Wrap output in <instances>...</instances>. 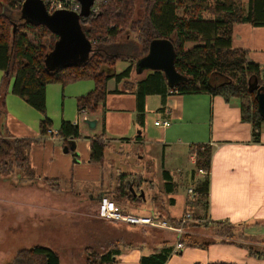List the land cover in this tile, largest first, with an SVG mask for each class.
<instances>
[{
	"label": "crops",
	"instance_id": "1",
	"mask_svg": "<svg viewBox=\"0 0 264 264\" xmlns=\"http://www.w3.org/2000/svg\"><path fill=\"white\" fill-rule=\"evenodd\" d=\"M231 44L234 49L246 51L247 59L259 66L264 79V27L234 24ZM134 73L143 76L132 80L131 73L128 79L119 83L110 80L103 106L92 114L77 112V116L71 118L69 122L78 126L80 134L79 139L68 142V145L70 142L75 144L73 151L64 152V148L70 146H65V141L52 131L44 140L31 145L28 158L35 176L59 183L60 192L55 195L65 197L59 200L61 213L88 216L89 207L97 205L100 197L106 196L114 199L117 207L124 211L129 205H147L153 213L146 216L161 214L163 218L168 216L174 220L189 212L193 221L188 223L229 222L233 226L247 227L249 236L263 237L264 123L260 126L259 142L255 143L251 124L241 120L240 100L237 98L226 102L221 96L207 93H171L164 100L153 94L145 97L144 125L140 127L136 119L134 92L136 83L147 72ZM121 84L124 90L119 88ZM92 89L93 83L89 87L86 85L84 92ZM102 118L103 138L107 145L103 161L95 164L89 160L90 138L101 134ZM85 120H94L95 127L90 129ZM164 120L169 121L170 126L154 125L155 121ZM11 122L16 127L14 137L39 139V131H34L26 123ZM197 144L208 145L212 150L205 212L202 207L192 206L187 195V189H194L195 184L204 178V174L195 167L194 170L184 167L186 162L195 166V157L190 149ZM154 163L159 165V170ZM171 168L175 171L171 172ZM163 172H168L169 176ZM121 176H124L127 189L130 191L132 188L142 200L140 204L117 198ZM168 177L172 181V192L166 194L163 184ZM63 181L66 186L62 185ZM79 184L81 191L76 192ZM142 192L143 198L140 196ZM169 200L173 203L170 204ZM68 202H74L77 207L67 208ZM39 208L44 214L49 213L43 211L45 207ZM57 208L54 211L58 214ZM111 227L119 232L113 245L119 251L114 264H139L142 256L160 251L165 246L173 250L175 245L172 240L174 233L169 231L135 226L134 229L131 226L128 229ZM146 229L159 231L164 239H148L142 233ZM222 238L216 232L210 241L201 242L203 246L184 243L183 249L171 253L165 264H264V255L250 253Z\"/></svg>",
	"mask_w": 264,
	"mask_h": 264
},
{
	"label": "trees",
	"instance_id": "2",
	"mask_svg": "<svg viewBox=\"0 0 264 264\" xmlns=\"http://www.w3.org/2000/svg\"><path fill=\"white\" fill-rule=\"evenodd\" d=\"M133 5V0H98L94 5L97 10L91 12L88 18L80 20L81 31L91 44L89 57L83 64L50 73L46 70L44 60L53 51L58 36L44 24L22 18L21 8L15 0H0V71L13 77L12 94L42 115L39 139L16 138L7 135L9 130L3 124L4 112L0 108V175L15 168L17 172L24 170L33 174L28 158L29 149L33 143L51 134L52 122L45 114L47 85L58 83L65 86L91 80L93 89L77 97L75 102L78 113L92 114L104 105L107 83L110 80L119 83L128 79L136 62L147 54L150 42L160 39L169 40L173 44L175 70L184 80L172 88L162 71H146V76L136 83L134 92L137 124L140 127L144 125L147 95H159L164 100L171 93H207L221 96L226 102L231 98L240 100L241 120L251 124L253 142H259L264 117L257 110L255 94L257 88L264 89V79L259 66L247 59L246 51L234 49L231 39L234 24L247 23L254 27H264V0H245V3L243 0H214L210 5L206 0H148L144 19L139 22L135 19ZM130 33L138 34L136 41L129 38ZM123 38L125 40L120 42ZM118 60L128 63L119 73L115 70ZM101 127V134L90 138L89 160L95 164L103 161L107 145L103 138V118ZM56 135L65 141V146H68L70 140L80 138L78 126L65 120H61ZM190 150L195 157V168L206 173L203 180L195 184L193 190L196 198L189 203L194 207H202L205 212L208 207V174L212 150L204 144L193 145ZM163 173L169 176L168 172ZM123 179L124 176L119 177L121 182L116 190L117 198L140 204L142 200L131 195ZM43 181L54 191L59 189L57 180L43 178ZM163 185L166 194L172 192L170 177L165 178ZM109 199L116 204L114 199ZM169 203L173 201L169 200ZM97 207L98 204L96 211ZM158 217L163 218L161 214ZM164 219L171 224H178L168 216ZM214 225L222 229L225 226L227 229L235 227L229 222H216ZM226 236L222 239L246 249L242 244L228 240L233 237L230 234ZM197 241L196 236H182L183 244L203 246ZM171 250L170 247H162L160 251L142 256L139 264H165ZM118 254L119 251L112 247L99 254L96 261L88 258L87 263L114 264ZM7 264L61 263L56 252L36 245L29 250L19 251Z\"/></svg>",
	"mask_w": 264,
	"mask_h": 264
},
{
	"label": "rangeland",
	"instance_id": "3",
	"mask_svg": "<svg viewBox=\"0 0 264 264\" xmlns=\"http://www.w3.org/2000/svg\"><path fill=\"white\" fill-rule=\"evenodd\" d=\"M97 1L95 0L94 5ZM147 1L133 0L135 19L138 22L144 19ZM184 1L188 2V0ZM206 1L210 5L214 0ZM243 2L245 3V0ZM181 11L182 9L179 10V13ZM206 16L209 17V15ZM137 36V33L129 34V38L134 41L137 40ZM124 40L123 38L120 42ZM127 64L124 60H118L115 65L116 72L124 70ZM132 74V80L143 76L136 75L134 70ZM12 83L13 77L0 71V108L4 112L3 124L10 129L7 135L13 136L17 133L15 124L11 121L26 123L28 127L38 132L42 115L29 107L24 100L12 94ZM92 83L91 80H81L65 86L58 83H51L47 86L45 114L52 122V133H57L61 120L71 121V118L77 116L75 100L81 95H86L88 92H84L85 86H92ZM119 88L124 90L123 84L119 85ZM159 163L158 160L157 164ZM157 164L154 163V166L159 170ZM184 167L194 170L195 166L186 162ZM17 170L15 168L7 174L0 175V264H7L19 251L29 250L36 245L47 247L56 252L61 264H88V258L96 261L99 254L113 247L119 232L111 226L117 229L130 227L129 225L110 224L102 221L97 216V205L95 204L91 205V208L89 207L88 216L70 215L63 211L61 213L62 206L59 200L65 199V197L61 198V195H55L60 192L59 189L57 191L51 189L43 179H38L34 172L32 176L27 171L17 172ZM170 171L174 172L175 170L171 168ZM140 180L137 179V181ZM48 183L51 184L49 181ZM62 185L66 186V182L63 181ZM75 191H81V184L76 186ZM40 206L45 207L43 211L49 213L44 214L40 211ZM66 206L70 209L77 207L74 202H68ZM56 207H58V214L54 211ZM127 207L124 208L125 211L135 215L146 216L153 213L152 208L147 205L144 207L129 205ZM53 212L55 213L53 214ZM130 228L134 229L133 226ZM246 228L235 226L232 229H227L225 226V229H222L214 223L198 222L197 225L189 223L183 226L182 235L177 237L174 234L172 240H181L182 242V236L189 234L198 237L197 242L201 244V242L210 241L216 232L223 237L228 233L233 236L228 240L242 244L250 253L264 255V236H249L246 233ZM142 233L143 235L145 233L148 239L149 237L164 239L160 236L159 231L146 229Z\"/></svg>",
	"mask_w": 264,
	"mask_h": 264
},
{
	"label": "water",
	"instance_id": "4",
	"mask_svg": "<svg viewBox=\"0 0 264 264\" xmlns=\"http://www.w3.org/2000/svg\"><path fill=\"white\" fill-rule=\"evenodd\" d=\"M81 5L79 13L69 11H55L48 14L42 0H25L21 8V17L27 21L44 24L51 32L58 36L53 51L46 56L44 63L50 73L57 70L83 64L91 53V44L80 28V20L88 18L95 0H77ZM175 50L169 40H153L149 44L148 52L140 58L134 67L137 74L146 71H162L172 88L183 82V77L175 70ZM257 88V87H256ZM255 99L257 110L264 117V89L257 88ZM90 129L96 125L94 120H85ZM64 152L73 151L75 144L69 143ZM134 196L136 194L130 188ZM143 198V192L140 193Z\"/></svg>",
	"mask_w": 264,
	"mask_h": 264
},
{
	"label": "built area",
	"instance_id": "5",
	"mask_svg": "<svg viewBox=\"0 0 264 264\" xmlns=\"http://www.w3.org/2000/svg\"><path fill=\"white\" fill-rule=\"evenodd\" d=\"M25 0H15L16 5L22 8V5ZM45 6V9L48 14H53L55 11H69L73 13H79L81 10V5L77 0H42ZM96 6H92L91 12H95ZM155 126L168 127L170 122L164 120L162 122L155 121ZM199 173L204 174L206 172L198 170ZM187 195L189 202L195 200L196 193L192 188L187 189ZM97 216L104 222L115 223V224H124L129 226L141 227V228H151L155 230H164L169 231L180 237L183 233V226L189 221H193L192 215L187 212L180 219L176 220L177 225L169 223L166 219L160 218L158 216H142L128 213L124 210H121L117 205L111 201L108 197L102 196L98 201L97 207ZM183 243L181 240H176L172 253L183 249Z\"/></svg>",
	"mask_w": 264,
	"mask_h": 264
}]
</instances>
